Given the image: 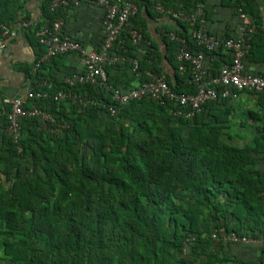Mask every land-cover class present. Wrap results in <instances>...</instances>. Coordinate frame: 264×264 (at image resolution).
<instances>
[{
    "label": "trees",
    "instance_id": "1",
    "mask_svg": "<svg viewBox=\"0 0 264 264\" xmlns=\"http://www.w3.org/2000/svg\"><path fill=\"white\" fill-rule=\"evenodd\" d=\"M131 1L139 7L138 0ZM230 1L235 17L241 7L253 19L243 21L255 30L244 73L264 76L261 15L253 0ZM49 2L42 24L59 19L60 9L50 11ZM196 2L171 10L192 12ZM167 3L159 4L168 9ZM137 16L138 9L114 44L125 61L105 67L107 89L67 83L72 73L65 70L49 76L32 90L49 97L28 100L25 108L35 106L54 122L23 118L18 143L6 133L0 112V264H264V91L242 92L252 106L219 98L191 118L150 98L119 107L112 89L145 81L147 70L165 75L176 94L194 92L189 71L178 70L180 44L167 33L164 55L145 45L146 25L137 24ZM178 24L181 33L175 34L198 49L185 36L186 26ZM129 28L142 36L136 45ZM211 55L212 73L229 62L221 50ZM162 59L173 74L163 71ZM132 60L138 61V77ZM61 90L76 97L54 100ZM108 106L118 113L110 115ZM248 132L244 145L229 142ZM230 233L251 241L223 242L221 236Z\"/></svg>",
    "mask_w": 264,
    "mask_h": 264
},
{
    "label": "built area",
    "instance_id": "2",
    "mask_svg": "<svg viewBox=\"0 0 264 264\" xmlns=\"http://www.w3.org/2000/svg\"><path fill=\"white\" fill-rule=\"evenodd\" d=\"M92 2L103 9V27L105 37L98 49L87 48L80 42L73 40L63 31V21L55 20L50 24L21 19L14 24V28H28L34 25L35 35L39 45L44 48V53L36 63L48 61L56 56H63L67 53H75L80 58L82 69L80 72L72 73L66 78L67 83L96 84L108 88L106 66H112L125 61V57L113 51L114 44L121 31L126 27L130 17L136 12V6L131 0H92ZM79 0H50L49 9L52 12L70 5L77 6ZM158 13L168 14L174 19L188 23L189 40L198 48L190 49L184 37L170 34L171 40L180 44L176 60L178 70L181 74L189 71L190 79L188 84L194 87L193 93H178L172 91L167 83L165 75H156L151 71H145L146 80L136 83L132 88L121 91L112 89V100L119 107L128 104L132 100L150 98L162 104L169 102L176 106L173 114L191 118L200 112L202 105L207 102H214L219 98H237L244 91L260 93L264 91V76L244 73L243 59L250 50V41L254 34V28L243 21L246 16L241 7L237 8L240 23L236 28V35L232 38L216 37L214 34L201 30L197 26L199 17L202 14V7L199 6L192 12L173 11L166 9L161 4L154 5ZM9 24L0 23V53L6 50L5 39L15 36V29ZM128 36L132 44H138L142 36L137 29L129 28ZM219 50L229 55V62L223 63L215 71L211 72L209 62L213 59L212 52ZM209 61V62H208ZM132 72L135 77L138 72V61L132 60ZM50 85V84H49ZM48 94L40 91H27L24 95L12 97L8 101L9 109L5 112L6 133L18 143L21 130V120L28 117H38L42 121L54 122V120L41 109L32 106L25 108L28 100L47 98ZM76 95L71 92L58 91L53 95L57 101L73 99ZM110 115L115 116L118 108L106 107ZM19 149V147H18ZM20 150V149H19ZM214 240H219L217 234L212 235ZM223 242L248 243L251 239L239 237L235 233L222 235Z\"/></svg>",
    "mask_w": 264,
    "mask_h": 264
},
{
    "label": "crops",
    "instance_id": "3",
    "mask_svg": "<svg viewBox=\"0 0 264 264\" xmlns=\"http://www.w3.org/2000/svg\"><path fill=\"white\" fill-rule=\"evenodd\" d=\"M160 1L138 0L139 7L134 2L136 11L138 9L135 22L146 25L148 38L145 40V45H154L158 52L164 55L163 35L168 33L169 37L170 34L181 33L178 26V22H180L186 26L187 33L185 36L189 39V24L182 20L176 21L168 14L158 13L152 7ZM168 1L167 4H171L167 7L168 9L174 8L171 6L181 9L182 4L188 0ZM45 2L46 0H0V17L2 16V21L12 28L21 19L43 23L42 9ZM253 4L264 23V0H253ZM145 5H147L151 15L148 14ZM195 5V9L199 6L202 7V14L197 22L201 30L220 37L226 34H235L239 18L234 16L230 0H204V2L198 0ZM178 11L188 12L185 9ZM10 15L13 16L9 17ZM58 15L59 19L63 21V31L73 40L80 42L87 48H97L101 45L105 35L104 13L103 9L96 6L92 0H79L77 6L70 5L60 9ZM246 16L247 22L252 23L253 19L248 15ZM2 21L0 22L3 23ZM15 31V36L5 39L6 50L0 53V112L4 115L9 109L8 101L12 97L24 95L29 90L43 86L49 76L57 77V73L61 75L64 70L73 73V71L79 72L82 69L80 58L75 53L40 62V65L36 67V63L44 53V48L37 42L34 25L26 29L18 28ZM177 36L180 35L177 34ZM161 65L164 72L169 75L173 74L172 66L165 59H162ZM59 67L61 71H57ZM241 94L238 95L237 99L242 97ZM243 95L245 96L240 104L244 107L243 104L249 101V97L245 93ZM245 105L247 104L245 103Z\"/></svg>",
    "mask_w": 264,
    "mask_h": 264
},
{
    "label": "rangeland",
    "instance_id": "4",
    "mask_svg": "<svg viewBox=\"0 0 264 264\" xmlns=\"http://www.w3.org/2000/svg\"><path fill=\"white\" fill-rule=\"evenodd\" d=\"M241 96L242 97H240V98H238V100L236 101V103H238V104H240L241 103V101H242V98L245 96V95H243V93L241 94ZM245 103L247 104V105H245ZM243 104V103H242ZM244 107H248V105L250 106H252V102L251 101H246V102H244ZM240 114V112H237V115H239ZM237 128H235V127H233L232 128V132H235V131H237L236 130ZM249 132L244 136V138H239V137H233V139H230L229 140V142L230 143H232V144H235V145H238V146H242V145H244L245 143H247V142H249L248 140H249Z\"/></svg>",
    "mask_w": 264,
    "mask_h": 264
}]
</instances>
